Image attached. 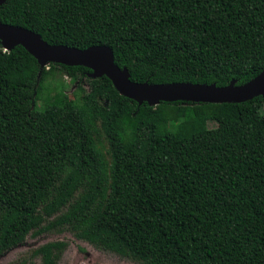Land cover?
I'll list each match as a JSON object with an SVG mask.
<instances>
[{
  "label": "trees",
  "instance_id": "trees-1",
  "mask_svg": "<svg viewBox=\"0 0 264 264\" xmlns=\"http://www.w3.org/2000/svg\"><path fill=\"white\" fill-rule=\"evenodd\" d=\"M0 21L108 46L138 83L240 86L264 71V0H7ZM91 73L0 41V256L70 232L144 264H264V97L140 106ZM57 74L75 102L57 85L39 108ZM66 247L32 255L59 264Z\"/></svg>",
  "mask_w": 264,
  "mask_h": 264
},
{
  "label": "water",
  "instance_id": "water-1",
  "mask_svg": "<svg viewBox=\"0 0 264 264\" xmlns=\"http://www.w3.org/2000/svg\"><path fill=\"white\" fill-rule=\"evenodd\" d=\"M6 1L0 0V5ZM0 41L5 51L17 46L24 47L37 59L41 68L50 64L87 67L92 70L91 78L106 76L122 96L136 101L140 106L144 103L157 106L161 102L177 101L211 104L242 103L258 96L264 97V71L240 86L236 85V81L225 87L194 83L155 85L132 81L129 70L120 68L115 63L114 51L108 46H91L81 50L66 45H52L40 34L1 21Z\"/></svg>",
  "mask_w": 264,
  "mask_h": 264
},
{
  "label": "rangeland",
  "instance_id": "rangeland-1",
  "mask_svg": "<svg viewBox=\"0 0 264 264\" xmlns=\"http://www.w3.org/2000/svg\"><path fill=\"white\" fill-rule=\"evenodd\" d=\"M47 85L53 89L48 93L41 94L38 107L45 105L48 95L54 96L56 91L54 87L64 91L65 103L75 102V92L77 83L71 78L57 74L55 80L49 79ZM214 127V124H210ZM52 242H66L59 264H144L143 262L123 258L115 253L99 250L87 241L80 240L70 232L62 234L46 233L38 237L28 236L26 240L8 250L0 256V264H42V257H33V251Z\"/></svg>",
  "mask_w": 264,
  "mask_h": 264
}]
</instances>
